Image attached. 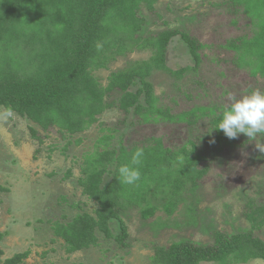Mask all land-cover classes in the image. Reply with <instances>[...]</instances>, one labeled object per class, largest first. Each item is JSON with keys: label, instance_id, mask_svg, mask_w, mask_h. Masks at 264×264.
I'll return each instance as SVG.
<instances>
[{"label": "trees", "instance_id": "16d2710c", "mask_svg": "<svg viewBox=\"0 0 264 264\" xmlns=\"http://www.w3.org/2000/svg\"><path fill=\"white\" fill-rule=\"evenodd\" d=\"M155 1L0 0V105L11 106L18 115L31 119L44 130L56 127L61 135L83 131L97 120L96 115L112 106L131 112L134 119L131 125L178 120L186 124L190 135L197 134L195 141L188 137L172 149L164 146L160 137L153 136L144 137L139 145L133 141L137 145L127 146L123 142L124 133L117 144L112 145L114 128L109 127V134L99 138L82 166L85 172V177L81 178L82 191L97 201L95 215L81 212L71 221L54 226V233L64 240L67 253L96 245V230L105 238L115 236L124 247L127 232L119 218L120 210L126 205H140L142 218L149 219L161 209L152 206L149 200L160 197L168 198L162 203L164 212L174 213L180 204L181 191L188 185L197 188L207 171L206 167L197 168L200 160L207 158L203 149L229 150L236 147V142L243 144L248 140L245 134H240L239 140L229 139L214 128L230 103L200 101L178 114H170L169 109L162 106V100L148 80L149 75L163 69L181 76L185 70L168 69L165 65L168 39L180 33L197 69L202 58L208 57L201 51L210 46L179 30L141 33L144 19L138 15V10L142 5L153 10ZM240 1L244 11L254 16L253 23L249 24L251 33L228 38L218 47L234 51L235 63L253 64L254 70L264 76V0H232V3ZM131 45L137 49L151 48L152 54L111 72L106 85H101L92 70L106 68L109 55L123 53ZM30 130L35 137L36 130ZM137 147H142L145 153L139 166V186L124 185L119 180L118 169L130 163ZM221 149L218 152H222ZM111 166L113 176L108 182L103 176ZM248 201L246 219L254 227L264 224V203L255 205L252 199ZM113 219L119 220L121 228L115 235L109 227ZM211 235V244L182 239L168 247L155 245L152 263L232 264L254 258L264 260V240L251 229L232 234L215 229ZM3 236L0 232V242ZM25 255V252L15 254L2 264H22Z\"/></svg>", "mask_w": 264, "mask_h": 264}, {"label": "rangeland", "instance_id": "374dc122", "mask_svg": "<svg viewBox=\"0 0 264 264\" xmlns=\"http://www.w3.org/2000/svg\"><path fill=\"white\" fill-rule=\"evenodd\" d=\"M138 15L144 19L140 31L144 35L173 29L189 33L210 46L201 51L208 57L202 58L197 69L180 33L168 39L165 65L168 69L185 70L177 76L157 69L148 80L170 114H178L200 101L228 104L231 96L254 89L264 91V76L254 70L255 65L235 63L234 51L218 47L228 38L251 33L249 24L254 16L244 11L241 1L156 0L153 10L142 5ZM151 54V48L137 49L131 45L123 53L109 55L107 67L92 73L104 86L111 72ZM14 113L13 119L0 123V232L4 234L0 264L24 252L22 264H153L155 245L168 247L182 239L211 244L215 229L228 234L251 229L264 240V224L254 227L244 216L248 200L252 199L255 205L264 203V154L255 149L253 141L247 140L243 144L236 142L234 149L220 148L222 152L211 147L203 149L207 158L200 160L197 168L206 167L207 171L197 188L188 185L181 191L174 213L164 212L162 203L168 198L160 197L149 200L152 206L161 207L149 219L142 218L140 205H126L120 210L119 218L127 232L124 247L115 236L105 238L96 230V245L67 253L64 240L54 233V226L71 221L81 212L95 215L97 201L82 191V166L99 138L109 134V127L114 128L112 145L124 133L127 146L139 145L144 137L153 136L160 137L163 145L172 149L188 137L195 141L197 134L190 135L186 124L178 120L131 125L133 114L116 106L96 115L97 120L83 131L65 135L56 127L44 130L31 119ZM30 128L36 130L35 137ZM261 139L264 138L257 137ZM206 145L207 140L203 142ZM108 171L103 180L109 182L113 166ZM109 227L113 235L121 230L116 219ZM232 264H264V260L254 258Z\"/></svg>", "mask_w": 264, "mask_h": 264}, {"label": "clouds", "instance_id": "9594fccd", "mask_svg": "<svg viewBox=\"0 0 264 264\" xmlns=\"http://www.w3.org/2000/svg\"><path fill=\"white\" fill-rule=\"evenodd\" d=\"M14 116L11 106L0 108V123H7ZM214 128L221 130L229 139H237L240 134H245L249 141L254 142L255 149L264 154V139L257 140L258 136L264 137V92L254 89L250 93L231 96L230 104ZM144 156V149L137 147L131 155L130 163L119 167V180L122 184L139 186V166L143 163Z\"/></svg>", "mask_w": 264, "mask_h": 264}]
</instances>
